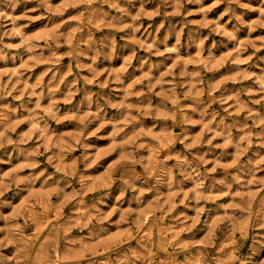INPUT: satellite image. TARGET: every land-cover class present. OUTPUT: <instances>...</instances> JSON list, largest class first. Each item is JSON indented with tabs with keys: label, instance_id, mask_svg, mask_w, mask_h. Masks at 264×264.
Segmentation results:
<instances>
[{
	"label": "rangeland",
	"instance_id": "1",
	"mask_svg": "<svg viewBox=\"0 0 264 264\" xmlns=\"http://www.w3.org/2000/svg\"><path fill=\"white\" fill-rule=\"evenodd\" d=\"M0 10V264H264V0Z\"/></svg>",
	"mask_w": 264,
	"mask_h": 264
},
{
	"label": "bare ground",
	"instance_id": "2",
	"mask_svg": "<svg viewBox=\"0 0 264 264\" xmlns=\"http://www.w3.org/2000/svg\"><path fill=\"white\" fill-rule=\"evenodd\" d=\"M2 7V6H1ZM1 11V10H0ZM3 11V10H2ZM1 11V12H2ZM5 11V10H4ZM3 14V13H2ZM5 14V13H4ZM7 14H5V16H6ZM9 15V14H8ZM4 16V15H3ZM4 16V17H5ZM8 18H10L9 16H7ZM12 17V16H11ZM10 20H13V19H10ZM14 21V20H13ZM15 23V22H14ZM11 24H13V23H11ZM12 26V25H11ZM13 28V27H12ZM17 31H15V33H16ZM17 34H18V32H17ZM19 35V34H18ZM20 36V35H19ZM21 55V54H20ZM12 58H13V56H12ZM199 60H201V59H199ZM260 78V77H259ZM261 81L262 82H264V80H262L261 79ZM261 82V83H262ZM264 85V84H263ZM264 87V86H263ZM264 90V89H263ZM36 120V119H35ZM38 122V121H37ZM37 125V124H36ZM229 132V131H228ZM230 134V133H229ZM229 136V135H228ZM190 166V165H189ZM191 167V166H190ZM195 172V171H194ZM161 174V173H160ZM195 174V173H194ZM164 175V174H163ZM162 176V175H161ZM197 176V175H196ZM196 176H193L191 179L196 183V184H201V182L199 181V179L198 178H196ZM164 177V176H163ZM161 179V178H160ZM160 181V180H159ZM200 186V185H199ZM164 224V228L165 229H170V231L172 230L171 228H173L174 226L172 225V221H168L167 223H163ZM180 227V226H179ZM178 227V228H179ZM176 229V228H175ZM169 231V230H168ZM174 231V230H173ZM178 232V231H177ZM179 232H180V230H179ZM178 232V233H179ZM176 234V233H175ZM172 236H175V235H172Z\"/></svg>",
	"mask_w": 264,
	"mask_h": 264
}]
</instances>
